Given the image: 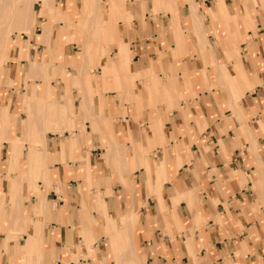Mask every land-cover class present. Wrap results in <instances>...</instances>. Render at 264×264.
<instances>
[{"label": "crops", "instance_id": "0c3cea01", "mask_svg": "<svg viewBox=\"0 0 264 264\" xmlns=\"http://www.w3.org/2000/svg\"><path fill=\"white\" fill-rule=\"evenodd\" d=\"M52 1L68 23L35 1L0 68V264H264V0H120L115 44H86L80 0ZM54 103L70 127L43 129Z\"/></svg>", "mask_w": 264, "mask_h": 264}, {"label": "rangeland", "instance_id": "374dc122", "mask_svg": "<svg viewBox=\"0 0 264 264\" xmlns=\"http://www.w3.org/2000/svg\"><path fill=\"white\" fill-rule=\"evenodd\" d=\"M16 1H18V0H0V6L2 4H4V2H6L4 5H7L9 7V6H12L13 4H15ZM26 1H27L28 4L29 3H34L35 1H39L40 2V5H41L40 7L43 8V12H44L43 14H46V15H48L51 18L49 24L50 23H53V22H56V21H59V20H64L65 22L67 21V23H68L69 17L66 14V12L60 10V8L58 6L54 5L52 0H26ZM168 1L170 2V9H171V11L174 12L175 11V6H174V4H171L172 3V0H168ZM96 2H97V4H96ZM162 2L163 1H161V0H155L154 1V8L155 9L161 8ZM98 3H100V7H101V10L103 11V13L104 14L106 13L105 16H103V17L106 18V20H107L108 19L107 9L106 10H103V7H104L103 4L104 3L101 0L100 1H98V0H80V12H81V10H82V12L85 11V10H87L88 7H92V8H95L96 9V5H99ZM111 4L112 5H118V7H119V13L118 14L119 15L116 14V11H115L116 8L114 7L115 10H113L112 19H111L112 20V23H110V24L109 23H106V24L104 23V25H102L101 22H109L108 21L109 19L107 21L106 20L105 21H103V20L101 21V16L98 17L97 14H96L97 16H95V13H94V15L93 14H89L91 17L90 16H87V15L84 16V14H81V16H80L79 19H80V21H81V23L83 24V27H84V33H85V35L83 33L84 39H85V41H88L86 44H90V40H97V41H99L101 43L104 42L106 44L119 43V41H120L119 39H121V38H120V34L119 33H117L118 36L116 35V31H118L117 30V27H116V25H117L116 21L119 19V17H123V15H124V12L122 11L123 7H122V4H121V1L120 0H118V1L117 0H107L106 1V5H107V8L110 9V10L112 9ZM27 6H26V9L28 8ZM196 6H197L196 4L191 3V12H192V10H194V7H196ZM3 8H0V9H2V11L0 10V38L3 37V32L7 31L5 29L8 28V25L10 26V22L12 20L11 18H13L12 15H14L13 10L12 11H9V8L6 9L4 6H3ZM32 8H33L32 15L35 16L36 13L34 12V10L36 9V4H34V6L32 5ZM151 13L152 14L160 13L162 15L165 14V12L162 11V10H158L156 13H153V12H151ZM38 14H40V13L38 12ZM97 17H98V19H97ZM191 17H192V22L191 23H192V26L193 27H196L197 25H200L201 24V17L199 16V14H198V16L195 15V14H191ZM32 19H33V17H32ZM114 20H116V21H114ZM99 22L101 23V26L100 27H98V25L100 24ZM178 25L179 24L177 22V26ZM33 26H34V21L31 20L30 23L26 22V23L20 25L19 27L26 28L25 34L28 36V38H30L29 29H30V27H33ZM48 27H49V25L48 26L47 25L46 26H44V25L42 26V37H43V40H45V36H46V32H47ZM85 28L87 29V31H85L86 30ZM98 29H99V31H98ZM100 31L102 33H104V34H107L108 31H113L114 32V34H113L114 35V40L112 41V40H107V38H102L101 35L99 34ZM19 32H24V30L19 29ZM19 32L8 33V35H7L8 36L7 37V43L10 44L11 40L15 36L18 37L19 34H20ZM86 33H87V35H86ZM99 35H100V37H98ZM246 38H248V37L245 36V35H243L239 39V41H241V42L242 41H245ZM0 46H1V44H0ZM2 46H3V44H2ZM0 49H1V47H0ZM1 51H2V49H1ZM88 51H89L90 54H88L87 56L90 59L87 60L88 61V67H87V69L88 70L91 69V70L94 71L95 68H96V66H100V64H101V63H99V60H95L96 57L98 59V57L100 56V54L98 53V49H92V48L90 49V48H88ZM23 52H24V49H21L19 51V55H18L19 58H21L22 56H24V55H22ZM51 52L52 51H49V54L50 55L52 54ZM83 52H84V48H82V53ZM44 54H47V53H44ZM6 57L8 58V56H6ZM91 57L93 58V60H92ZM84 58L85 57L83 56L82 60H84ZM110 58L111 59H114L115 58V52H114L113 56L110 57ZM6 61L7 60H3V62H6ZM50 61L52 62L53 60H50ZM3 62L1 61L0 62V65ZM3 65H5V63L2 64V66ZM30 75H36V77H38L40 79L39 88H38V94H37V97L34 98V100H33L34 102L32 103V107L34 108V111H38V113L37 114H34V115L35 116L37 115V117H39L40 114H41V111H42V107H43V105L45 103V97L47 95V93H46V91H47L46 90L47 89L46 88V80H47L46 72L44 74V72H43V66H40V64H38V65H36V68L35 69H31V66H30ZM126 76L127 75H124L123 77L126 78ZM91 78H93V77H91ZM89 79H90V75L88 73H86V70H85V73H83V75H82V77L80 79L81 86H82L83 89L86 88V90H88ZM63 81L65 82V85L67 84L65 90H68V89L72 88L71 85H73V83L72 82L69 83L68 77H65L64 76L63 77ZM8 86H10V85H9V83L7 81H4V80H1L0 81V89L1 88H6ZM107 87L114 89V87H112V86H107ZM57 109H58L59 112H62L63 111V113H65V115H66V121H65V124L64 123H61V124L56 125L54 127L52 112L56 111ZM48 111L50 112V115L52 117V121L49 122V123H47L48 125H45L44 126L45 128H43V129L53 130V129H60L61 127H66V128L70 127V126H68V119H67L68 113H67V107H66L65 104H61V103H56L55 104L54 103L53 105H51V107L48 109ZM43 112H45V111H43ZM41 116H40L41 118H44L43 117V114ZM43 120L41 121V123L43 122ZM36 123H37L36 120L31 121L30 122V125L28 124L27 130H26V132H28L29 134L33 135V137H36V136H39L40 135L39 134L40 131L38 132V130H36L37 127H38V126H36V125H38ZM62 125H64V126H62ZM10 128H11L10 132H13L12 131V127H10ZM1 132H3V130ZM4 138H5V136H4ZM9 138H10V134H9V136H6V139H9ZM46 187L49 188V184L48 183L46 184ZM129 215H133V214L131 213ZM122 244H125V243L122 242Z\"/></svg>", "mask_w": 264, "mask_h": 264}, {"label": "bare ground", "instance_id": "6f19581e", "mask_svg": "<svg viewBox=\"0 0 264 264\" xmlns=\"http://www.w3.org/2000/svg\"><path fill=\"white\" fill-rule=\"evenodd\" d=\"M98 1H100V0H98ZM118 1V0H117ZM6 2H4V4H5ZM4 4H2L1 6H0V8H3V6L6 8V9H8L9 8V11H12L13 10V13H14V15H12L13 16V18H11L12 20H11V22H10V26L8 25V28L7 29H5V30H7V31H5V32H3V37H1L0 38V44H1V49H2V51H1V49H0V60L3 62V60H7L8 58L6 57V56H8V52H9V44L7 43V35H8V33H12V32H19V29H22V30H24V32H19V33H25V30H26V28H21V27H19L20 25H22V24H24V23H26V22H28V23H30L31 22V20H32V17L34 16V15H32V11H33V8H32V5H33V3H27V1L26 0H18V1H16V3L15 4H13L12 6H7V5H4ZM96 4H97V2H96ZM99 5H96V9L95 8H92V7H88L87 8V10H85V11H83L82 12V10H81V14H84V16H90L89 14H93L94 15V13H95V16H97L98 15V17L99 16H101V21L103 20V21H105L106 20V18H104L103 16H105V14L103 13V11L101 10V7H100V3H98ZM28 5V6H27ZM26 6L29 8H27L26 9ZM4 9V8H3ZM5 9V10H6ZM1 11H2V9H0ZM28 13H27V12ZM100 11V12H99ZM122 11L124 12V10L122 9ZM10 13V12H9ZM12 13V12H11ZM44 13V12H43ZM97 14V15H96ZM193 14H194V12H193ZM2 15V14H1ZM10 15V14H9ZM8 15V16H9ZM124 16V15H123ZM91 17V16H90ZM98 17H97V19H98ZM103 18V19H102ZM109 19V18H108ZM107 19V20H108ZM59 20V19H58ZM106 20V21H107ZM56 21V20H55ZM83 21V20H82ZM100 21V20H99ZM109 22H101L102 23V25H104V23L106 24V23H112V20H108ZM111 21V22H110ZM114 21H116V20H114ZM67 22V21H66ZM100 23V22H99ZM101 23L98 25V27H100L101 26ZM115 23V22H114ZM49 25V24H48ZM47 25V26H48ZM44 26H46V25H44ZM108 26V25H107ZM3 28V27H2ZM83 29H84V27H83ZM86 29V28H85ZM97 29V28H96ZM85 31H87V29L85 30ZM98 31H99V29H98ZM97 32V31H96ZM99 33V32H98ZM100 34V33H99ZM84 35H85V33H84ZM83 35V36H84ZM86 35H87V33H86ZM98 37H100V35L98 36ZM2 44H3V46H2ZM81 56H82V58H83V56H84V54L82 53L81 54ZM6 57V58H5ZM85 57V56H84ZM86 58H84V60H85ZM0 61V62H1ZM5 62H3L2 64H4ZM2 64L0 65V68H1V66H2ZM38 64H40V66H43V72H44V74H45V72H46V70H47V64L46 63H40V62H37V61H32L31 63H30V66H31V69H35L36 68V65H38ZM74 85V84H73ZM73 85H71V87H73ZM66 86H67V84H66ZM82 90H83V88H82ZM84 90L86 91V88H84ZM84 90H83V92H84ZM85 93V92H84ZM88 96V95H87ZM30 98V100H31V102L30 103H33L34 101V98L33 99H31V97H29ZM88 98V97H87ZM92 99V98H91ZM29 100V99H28ZM32 105V104H31ZM43 111H45L44 110V108L42 107V111H41V115L42 114H44V112ZM40 115V116H41ZM38 117V118H41V117ZM52 116H53V124H54V127L56 126V125H59V124H61V123H64L65 124V121H66V115H65V113H63V111L62 112H59L58 111V109L56 110V111H54V112H52ZM37 118V120H39ZM44 119H45V117H44ZM43 120V119H42ZM42 120H40V122L42 121ZM37 124V123H36ZM43 124V123H42ZM36 126H38V125H36ZM40 127L41 126H43V125H39ZM44 128V127H43ZM40 129V128H39ZM42 129V128H41ZM36 131V130H35ZM40 131V130H39ZM38 131V132H39ZM2 134H3V137L5 136V138H6V136H8V133H5V132H1ZM40 135H39V138L40 137H42V138H44V135H45V130H44V132H43V130H42V132H40L39 133ZM41 139V138H40ZM43 140L41 139V142H42ZM44 143V142H43ZM43 150H45V149H43ZM44 153V152H43ZM25 178V177H24ZM125 246H126V244H125Z\"/></svg>", "mask_w": 264, "mask_h": 264}]
</instances>
